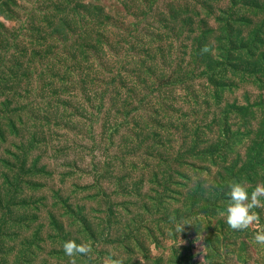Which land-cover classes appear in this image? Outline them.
Segmentation results:
<instances>
[{"label": "rangeland", "instance_id": "rangeland-1", "mask_svg": "<svg viewBox=\"0 0 264 264\" xmlns=\"http://www.w3.org/2000/svg\"><path fill=\"white\" fill-rule=\"evenodd\" d=\"M237 182L264 184V0H0V264H264Z\"/></svg>", "mask_w": 264, "mask_h": 264}, {"label": "clouds", "instance_id": "clouds-1", "mask_svg": "<svg viewBox=\"0 0 264 264\" xmlns=\"http://www.w3.org/2000/svg\"><path fill=\"white\" fill-rule=\"evenodd\" d=\"M228 196L229 203L225 208L226 223L234 230H243L249 227L257 216L251 212V209L259 206V197H264V184H257L251 193H247L245 188L240 183H233L230 186ZM245 201H248L245 203ZM185 225H189L185 221L176 223V231L181 232ZM252 239L258 245H264V229L254 233ZM63 252L65 256L70 258V264H76L75 256L77 254L86 255L90 252V248L84 244H77L73 240L65 241L63 244Z\"/></svg>", "mask_w": 264, "mask_h": 264}, {"label": "trees", "instance_id": "trees-1", "mask_svg": "<svg viewBox=\"0 0 264 264\" xmlns=\"http://www.w3.org/2000/svg\"><path fill=\"white\" fill-rule=\"evenodd\" d=\"M23 58H25L24 56L22 57V59ZM63 61H66V56L62 53V52H60L59 51V57H58V59H57V61L55 62V63H53V62H49L48 61V63H49V66H50V70H52V69H54V67L56 66V65H59V64H61ZM27 69V68H26ZM30 71V68L29 69H27V71L26 72H29ZM46 73V72H48V69H47V67H43V66H41V68H40V70L38 71V73ZM29 78H31V77H29Z\"/></svg>", "mask_w": 264, "mask_h": 264}]
</instances>
